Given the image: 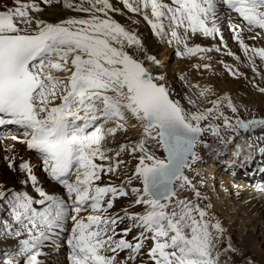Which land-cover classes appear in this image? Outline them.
<instances>
[{"label": "snow or ice", "instance_id": "1", "mask_svg": "<svg viewBox=\"0 0 264 264\" xmlns=\"http://www.w3.org/2000/svg\"><path fill=\"white\" fill-rule=\"evenodd\" d=\"M54 2L61 0H13L0 10V126L23 129L22 140L17 135L11 140L39 153L43 170L67 192L65 198L46 191L32 163L20 158V183L30 184L39 198L0 184V237L17 240L14 248L0 252L2 264H42L43 248L69 218L70 264H221L218 244L224 229L209 217L199 202L201 192L184 170L199 159L198 145L212 147L206 133L227 148L241 130H264V117L226 115L225 108L238 113L227 94L203 107L200 99L214 93L198 84L190 85L196 91L186 96L190 108L174 99L164 76L148 66L162 62L146 53L136 32L113 18L111 13L119 9L111 0H62L66 9L84 15L57 22L40 18L42 5ZM122 2L131 12L143 11L153 33L168 37L181 57L220 51L189 41L196 35L223 41L221 4L237 13L249 31H264V0ZM229 27L256 71V58L264 61V47L245 43L240 24ZM224 66L234 76L243 75ZM131 120L141 126L140 136L105 147L108 137L136 127ZM227 132L234 135L222 134ZM153 145L167 157L157 156ZM236 147L239 157L241 146ZM248 147L264 155V146ZM253 158L249 152L243 162ZM4 159L16 170L17 156ZM131 161L134 168L119 184L104 182V176L117 175ZM185 188L193 192L191 199L179 196ZM120 198L134 199L112 212ZM133 205L142 210L130 211ZM236 251L231 243L224 248L225 254Z\"/></svg>", "mask_w": 264, "mask_h": 264}, {"label": "rangeland", "instance_id": "2", "mask_svg": "<svg viewBox=\"0 0 264 264\" xmlns=\"http://www.w3.org/2000/svg\"><path fill=\"white\" fill-rule=\"evenodd\" d=\"M78 14L84 15L82 13H78ZM165 30L168 31L167 28ZM159 39L161 43L167 46L170 52V53L168 52L166 56L167 59H165V61H167L168 63L166 64L168 68L170 67L172 70L180 73V75L184 77L185 82L188 83L189 86L198 84L201 88L203 87L211 88L214 95L208 96L207 100L201 98L200 99L201 106L209 107L211 106L208 103L209 100L216 99L217 97L227 94L231 97L234 104L237 106L238 113L233 114L230 109L225 108L224 111L226 115L230 117H234L238 115L240 118L245 120L251 119L253 117H257V118L264 117V95H263L264 93H261L259 91L260 83L259 85L257 83H251L248 85L247 82L245 81L239 82L238 75L234 76L228 70L226 72L228 73L229 77L228 78L225 77L223 79L222 77L219 76V79L216 82V80L212 79L213 76L210 72L211 69L196 67V65L202 66L205 63L207 64L210 63V65L213 66L214 65L212 64L213 61L217 56L219 57V55L222 52L216 53L215 51L214 52L211 51L196 56H185L188 58H180L176 55V52L173 51V48L177 51V46L174 43L173 45H170V43L168 42V37L165 38L159 37ZM213 46H214V42L212 39L209 44L205 43L203 45V47L206 48H213ZM239 51L240 50H238L237 55L240 56L241 51L240 53ZM201 56H203V58H201ZM159 60L162 62L161 63L162 66L164 59H159ZM218 61L219 60H217V62ZM235 61H233L232 66L238 64L237 60ZM193 64H196L193 67L194 71L196 72V75L191 78V75L189 74L191 72ZM251 67H252L251 65L247 66L248 69L246 68V71H252L253 73L259 74L258 71H254ZM229 80H233V83L229 82ZM234 82H236V84H234ZM260 87L263 88L262 86ZM190 90L191 92L196 91V89H192V88H190ZM184 98L185 97L182 96L175 97V99L180 100L181 103L185 105L187 100ZM216 122L222 123V121H216ZM107 126H111V124ZM241 133L244 136L243 139H247V137L249 136V134L247 135L248 132L246 133L241 131ZM222 134H224L225 136L234 135L231 132L222 133ZM137 137L138 136L134 133L133 129L129 127L127 132L121 131L115 137H108V140L105 141L104 145L105 147L116 148L119 146V144L125 143L128 140H135L137 139ZM204 139L207 141L208 144L212 145V147L211 148L205 147L202 144L198 145L196 151L198 153L199 159H197L192 164L191 169H186L185 172L192 179L197 189H199V191L201 192L202 199L199 202L201 203L202 206L207 207L209 217L212 219L213 222L218 220L224 229V234L220 240V243L218 244V249L221 252V257H220L221 264H264V237H262V234L264 232H259L258 228L256 227V224L253 222L251 224L248 221V218L250 221L252 220L257 221L256 220L257 216H255V213H249L248 211L244 210L241 206V203L243 201L238 199L235 195H233L234 194L232 190L233 184H236L237 181L243 180L244 178L242 176H238V174L236 175L231 174V172L227 170L228 167L226 166V164L228 163L227 161H229L227 160L229 156L228 148H224V145L220 144L219 138L212 136L210 133H206ZM243 143H247V142L244 141ZM152 150L155 152L157 156H159L161 159H164V152L161 147L153 145ZM122 158L130 160V158L126 154H123ZM134 166H135V161H131L129 163L128 168L122 169L120 173L112 176L115 177L118 181L117 182L111 181V182L119 184L121 180L124 178V173L125 172L130 173L134 168ZM232 167L236 168L235 172H238L239 168L236 166V163H234V166ZM248 173H251V171H249ZM109 178H110L109 176H106V183L109 182L108 181ZM224 181L226 182V184L223 183ZM263 182L264 181H261L259 183H263ZM239 184L243 185L242 183ZM247 186L251 188L253 185L250 186L247 185ZM178 194L181 198L188 197L191 199L193 197V192L187 188L179 190ZM132 199H129L130 200L129 202L131 204H132ZM128 206L129 205L125 207L122 206L118 207L116 201L115 206L111 211L117 212V209L118 211H120L121 209L126 208ZM132 207H137V206L133 205ZM234 215L238 217H235ZM238 219L243 223L246 230L250 229L249 231L247 230V232L253 233V235L255 236L254 244L252 246H247V244L244 242L241 227L235 225L232 234L228 232L227 226L234 225ZM121 227H123V225H121ZM8 239H11L12 241L15 240L17 242V240L12 237H8L6 239L0 237V244ZM229 243H231L237 251L234 253L228 252L225 254L224 248ZM259 248L262 250V252ZM4 250H7L6 247L0 246V252ZM250 251L253 252L252 254L253 256L251 255ZM2 261H3V257L0 256V264H2Z\"/></svg>", "mask_w": 264, "mask_h": 264}, {"label": "bare ground", "instance_id": "3", "mask_svg": "<svg viewBox=\"0 0 264 264\" xmlns=\"http://www.w3.org/2000/svg\"><path fill=\"white\" fill-rule=\"evenodd\" d=\"M37 2H40V0H37ZM111 2L113 4L114 8L119 9V11L111 13L113 18L116 19L117 21H119L120 23L126 25L129 29L133 30L134 32H136L139 35L147 54L154 55L158 59H164L162 66L161 65L160 66H153L151 64H148V66L152 69L153 73L155 75H163L164 76V82L170 88V90L172 92V96L174 99L176 96H178V97L182 96V97H185L184 99H186L187 94H189L191 92L190 86L188 83L185 82L184 79L183 80L181 79L180 73L172 70L170 67L169 68L167 67L166 64H168V63H167V61H165V59H167L166 56L169 52V49L167 48L166 45L161 43L159 37H157L153 33L151 26L148 24V22L146 20H144L143 13L142 12L141 13H135V12L129 11L124 6L122 0H111ZM133 2L138 3L139 0H133ZM5 5L12 6L13 0H0V9H3V7ZM42 7L44 8V11L41 12L39 14V16H40V18L46 19L49 22H57L61 19H65V18L70 17V16H80L77 12L66 9L63 6L62 0L60 3L54 2L51 5H42ZM146 11L150 15V9H148ZM165 23H167V21H165ZM223 37H226V38L229 37L227 32H225ZM242 38L244 39L245 43H247L249 45H252L255 47H259V46L264 47V38L259 37L254 31H249V30L244 28V30H242ZM211 39L214 42L213 49H215L216 47L220 48V51L213 50V52L214 51L216 53L222 52L219 55V57L217 56L215 58V60L213 61L212 64H214V65L213 66L211 65V67L209 68V69H211L210 72L213 76L212 77L213 80H216V82H217V80L219 79V76L222 77L223 79L225 77H227V78L229 77L228 73L226 72L227 69L224 66L225 64H227V65L231 66L234 70L238 69L240 73H243V75H238L239 82L245 81V82H247L248 85L251 83H257L259 85V83H260V86H262L264 88V61H261L259 58H256V71H258L259 74L253 73L252 71H246L247 66H250L251 64L248 60V57L245 55V53L241 52L240 56L237 55L238 50L241 51V48H240V46H238L237 43L236 44L232 43L230 48L228 50H225L224 47L222 46V44L220 43V39L218 36H216V37H204L201 35H196L195 37H193L189 41V43L190 44H200L203 46L205 43L209 44L211 42ZM229 51L234 53V55H228ZM240 51H239V53H240ZM237 56L239 57V59H236ZM217 60H219V61L217 62ZM235 60H237L238 64L232 66L233 61H235ZM221 61H223V63H221ZM195 65L196 64L192 65V69H191V72L189 74V75H191V78L196 75V72L193 69V67ZM251 68L253 69V66ZM225 80H227V79H225ZM229 82L233 83V80H229ZM234 84H236V82H234ZM227 86H229V85H227ZM260 86H259V88H261ZM186 104H187V102H186ZM186 104H185L186 107H189V108L191 107L190 105H186ZM131 124H136L135 128H132L131 126H129V127H131V129H133L134 133L139 137L141 132H142L141 126L135 120H131L130 125ZM241 131H240L239 136H236L234 141L230 145L227 146L228 153H229L227 160H229V161H227L228 163L226 164V166L228 167L227 170L230 171L231 174H234V175L238 174V176H242L244 178L243 180L237 181L236 184H233V187H232V190L234 193L233 195H235L238 199L243 201L241 203V206L244 210L248 211L249 213H255V216H257V218H256L257 221H253V220L250 221L248 218L249 223H251V224H252V222L255 223L256 227L258 228V231L264 232V191L260 189L261 183H259L261 181H264V171L260 173V168L263 165L262 163H264V155H261L258 152L254 151L253 149H250L249 147H247V145H249V144H252V145L256 146L257 148L260 146H264V130L256 129L255 131L248 132L247 135L249 134V136L248 137L246 136L247 139H243L244 136L242 135ZM244 141H246L247 143H243ZM235 144L241 146L239 157L235 155V153L237 152V147ZM249 152H252L254 158L252 161L245 163V162H243V158L245 156H247L249 154ZM165 158L166 157L164 155V159ZM234 163H236V166L239 168L238 172H235L236 168L232 167V166H234ZM255 168H258V170L256 171ZM249 171H251V173H248ZM185 174H186V172H185ZM239 174H242V175H239ZM103 180L106 183V176L103 177ZM109 180L114 181V182L118 181L115 177H112V176L108 179V181ZM223 183L226 184L225 181ZM239 183H242L244 186L239 184ZM0 184L4 185L6 188H12V189H16V190L24 189V187L18 183V176L16 174L12 173L10 170H8V168L6 166H4V167L0 166ZM247 185H249V186L253 185V186L251 188H249ZM30 188L32 189L31 186H30ZM49 188L51 190L59 191L56 184H53V183H51L49 185ZM127 199L128 198L118 199L117 200V206L118 207H121V206L125 207L127 205H130L131 204L129 202L130 200L128 199V201H127ZM129 210L130 211H141L142 208L140 206H137V207H132ZM117 212H119L118 209H117ZM235 217H238V216H235ZM235 225L241 227L243 239H244V242L247 244V246H252L254 244L255 236L253 235V233L247 232L248 229L246 230L245 226L243 225V223L239 219L235 222L234 225H230V226L228 225L227 226L228 232L230 234H232V231H233V228H235L234 227ZM69 235H70V228L69 227L67 230L66 229L59 230L58 233L56 235H54L55 238L58 240V243L56 245H52V244L47 242L44 248L47 250L48 254H46L44 256H47L49 259L55 258V259H58V261H63L62 260L63 254H65L67 251H70V248L66 243ZM262 237H264V233L262 234ZM16 244H17V242L15 240L12 241L11 239H8V240H5L3 243H1L0 246H5L6 249H10V248H14L16 246ZM261 252H262V250H261ZM57 253H59V254H57ZM250 253H251V255L253 254L252 251H250ZM67 258H69V256ZM42 264H48V262L45 261Z\"/></svg>", "mask_w": 264, "mask_h": 264}, {"label": "water", "instance_id": "4", "mask_svg": "<svg viewBox=\"0 0 264 264\" xmlns=\"http://www.w3.org/2000/svg\"><path fill=\"white\" fill-rule=\"evenodd\" d=\"M163 152H164L165 157H167V153L164 151V149H163Z\"/></svg>", "mask_w": 264, "mask_h": 264}]
</instances>
